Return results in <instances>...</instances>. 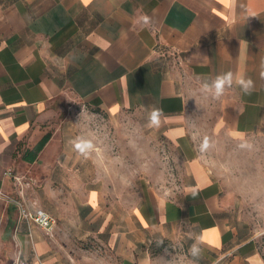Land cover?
<instances>
[{
  "label": "crops",
  "instance_id": "0c3cea01",
  "mask_svg": "<svg viewBox=\"0 0 264 264\" xmlns=\"http://www.w3.org/2000/svg\"><path fill=\"white\" fill-rule=\"evenodd\" d=\"M163 45L200 87L229 71L251 79L250 94L234 82L215 98L212 130L264 137V0H0V264H66L58 254L86 251L92 255L79 263L102 264L93 249L78 247L87 238L107 242L116 255L107 264H176L143 244L138 250L133 231L150 242L183 225L221 252L217 260L230 254L232 264H264L251 238L236 242V198L192 146L187 88L179 66L159 58ZM68 94L112 116L161 110L165 136L186 146L181 189L106 200L97 152L74 149L71 121L49 126L54 103ZM22 197L55 217L51 234L20 221L14 200Z\"/></svg>",
  "mask_w": 264,
  "mask_h": 264
},
{
  "label": "rangeland",
  "instance_id": "374dc122",
  "mask_svg": "<svg viewBox=\"0 0 264 264\" xmlns=\"http://www.w3.org/2000/svg\"><path fill=\"white\" fill-rule=\"evenodd\" d=\"M157 51L163 62L169 61L172 66H179L182 85L188 92L190 128L195 134L192 146L196 145L199 159L214 169L225 189L236 198V205L232 209V226L240 234L236 242L251 238L250 246L258 250L264 261V137L236 139L212 130L216 118L214 96L205 93L203 87L187 76L173 50L163 45ZM211 99L213 102L207 106ZM53 111L55 115L49 126L56 128L64 121H71V132H74L72 140L83 139L92 143L90 151L95 150L99 157L98 175L106 200H112L115 196L117 200L129 197L136 202L140 192L147 188L168 196L181 189L186 174V158L181 156V152L186 146L170 141L161 123L149 127L150 110L123 111L112 116L68 94L54 103ZM205 138L209 147L201 151L200 145ZM90 165H93L91 159ZM33 186L31 190L36 195L39 187L36 184ZM41 199L44 200L43 194ZM35 201L44 208L41 201ZM133 232L134 240L138 239L134 242L139 245L138 250L143 244L149 247L151 255L167 258L176 264H232L230 254L217 260L221 252L208 250L201 245L202 255L198 261L195 260L189 248L196 237L185 225L173 234L150 238V242L146 240L148 234L144 231L141 234L136 230ZM135 234L142 235L144 241H139L140 237H135ZM76 242L82 249H93L94 254L104 260L102 264H107L116 256L103 238ZM89 253H65L64 258L61 254L58 256L60 260L68 258L66 264H83L79 261L86 255H92ZM235 261H239V258Z\"/></svg>",
  "mask_w": 264,
  "mask_h": 264
},
{
  "label": "clouds",
  "instance_id": "9594fccd",
  "mask_svg": "<svg viewBox=\"0 0 264 264\" xmlns=\"http://www.w3.org/2000/svg\"><path fill=\"white\" fill-rule=\"evenodd\" d=\"M234 82L241 88L244 94H250L253 90L254 85L251 79H245L243 77L234 78V74L231 71L215 76V78L211 80V83L205 82L202 87L204 91L210 92L214 96V98L218 99L224 95L226 88H230L233 86ZM161 115V110L156 108L151 109L148 114V126H158L160 123ZM69 143L73 145L74 149L79 154L85 157L88 156L90 150L93 148V145L90 141L83 139L72 140L69 141ZM208 147V140L207 138H205L203 143L200 145V150L204 151ZM201 243L202 238L198 236L189 248L190 255L197 261L202 255V249L200 246Z\"/></svg>",
  "mask_w": 264,
  "mask_h": 264
},
{
  "label": "built area",
  "instance_id": "2783aa9c",
  "mask_svg": "<svg viewBox=\"0 0 264 264\" xmlns=\"http://www.w3.org/2000/svg\"><path fill=\"white\" fill-rule=\"evenodd\" d=\"M7 176L12 175V170L6 171ZM19 181L18 177H15ZM0 194H2L0 190ZM18 207L19 219L20 221L26 223L27 225H36L40 227L46 234H51L56 226V219L44 208L38 205L37 202L32 200H27L22 197L19 200H14ZM18 264H29L27 261H20Z\"/></svg>",
  "mask_w": 264,
  "mask_h": 264
},
{
  "label": "trees",
  "instance_id": "16d2710c",
  "mask_svg": "<svg viewBox=\"0 0 264 264\" xmlns=\"http://www.w3.org/2000/svg\"><path fill=\"white\" fill-rule=\"evenodd\" d=\"M51 134L47 133L30 151L32 153L31 156L28 157L29 161H34L38 155V153L43 149V147L46 145L48 140L50 139Z\"/></svg>",
  "mask_w": 264,
  "mask_h": 264
}]
</instances>
